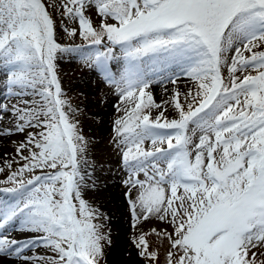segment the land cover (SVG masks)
<instances>
[{
	"label": "snow or ice",
	"instance_id": "obj_1",
	"mask_svg": "<svg viewBox=\"0 0 264 264\" xmlns=\"http://www.w3.org/2000/svg\"><path fill=\"white\" fill-rule=\"evenodd\" d=\"M58 28L87 46L62 45ZM73 53L118 89L114 143L137 255L158 260L155 235L167 264H264V0H0V76L15 101H0V143L23 136L10 140L15 160L0 154L11 185L0 188L11 194L0 199V264H101L112 243L85 199L96 187L89 142L58 74ZM182 76L183 100L177 88L157 103L152 87ZM152 220L166 227L145 232Z\"/></svg>",
	"mask_w": 264,
	"mask_h": 264
},
{
	"label": "rangeland",
	"instance_id": "obj_2",
	"mask_svg": "<svg viewBox=\"0 0 264 264\" xmlns=\"http://www.w3.org/2000/svg\"><path fill=\"white\" fill-rule=\"evenodd\" d=\"M69 26L71 27L73 25ZM57 34L59 37H62L59 40L62 45L74 44L87 46L88 42L80 38L69 40L59 28L57 29ZM94 50L91 49V51ZM117 56H119V53H117ZM122 63V60L113 61L111 65L116 70L118 65ZM176 71L179 70L176 69ZM58 74L66 97L70 99L73 107H79L78 126L89 142L88 150L85 154L89 165L86 170L91 175L96 187L85 192V199L104 214L102 221L104 225L103 230L110 235L112 241L111 244L105 243V255L101 264H167L168 244L166 241H161L155 235H148L147 240L150 245V250L158 251L159 253L157 261L150 262L141 259L137 255V249L134 247V240L140 233L132 227L129 204L123 194L124 185L122 180L127 178V173L123 167L120 152L116 149L114 143L115 133L113 122L123 115L116 107L121 104L120 99H118V89L112 84L104 82L102 76L94 68L86 66L83 60L75 53L71 56H66L60 63ZM250 74L255 75V70H250ZM2 81L3 77L0 76V101L9 104L14 103V100H6L7 93ZM178 84L180 86V90H178L181 92V99L183 100V94L191 87V82L188 79H184L179 81ZM167 89V93H163L162 90L160 91L163 94L160 99L158 96L153 95L154 98L156 97L155 100L157 103H160L161 99L168 100L171 98V94L169 93H172L174 90H171V88ZM105 111L108 113L112 112V117L109 118ZM157 111L155 108L152 109L153 116L157 114ZM166 115L171 119L175 118L176 114L169 108ZM4 120L7 121L8 117H5ZM22 139V135H17L4 139L0 143V151L12 154L7 158L9 162L16 159L14 155L15 145L10 143V140ZM145 147H150V144L146 142ZM24 154L27 155V152ZM20 163H23V161L13 163L12 170H16ZM4 166V161L0 160V167ZM36 174H39V172ZM25 178L27 179L28 177L26 176ZM140 178L143 179L142 174ZM0 179H4L3 174H0ZM9 186L11 185L0 184V188ZM134 195L135 190H133ZM10 198L11 194L0 192V199ZM115 198L117 200H114ZM117 203L120 204L119 210L121 211L114 215L112 210ZM152 227L159 229L166 227V224L152 220L143 225V230L148 232ZM37 251L40 255H51L43 249H37ZM260 259H264V257L258 255L257 260L259 261Z\"/></svg>",
	"mask_w": 264,
	"mask_h": 264
},
{
	"label": "bare ground",
	"instance_id": "obj_3",
	"mask_svg": "<svg viewBox=\"0 0 264 264\" xmlns=\"http://www.w3.org/2000/svg\"><path fill=\"white\" fill-rule=\"evenodd\" d=\"M178 72V71H177ZM100 78V77H99ZM184 79H188L187 77H185V76H182L180 79H179V81H182V80H184ZM179 81H178V83H179ZM189 81V80H188ZM93 84V83H92ZM97 84V83H96ZM99 84V83H98ZM182 84V83H181ZM100 85V84H99ZM102 85V84H101ZM186 86V85H185ZM162 87H166V88H171V90H176L177 88L180 90V86H179V84H177L176 86H173L172 84H170V83H165V85H163V86H157V85H154L153 87H152V89H151V91H152V94L153 95H155V96H158L159 97V99L161 98V96L163 95V94H161L160 93V91L162 90ZM84 88V87H83ZM186 88V87H185ZM93 90V89H92ZM184 91V90H183ZM169 94H171V93H169ZM156 98V97H155ZM164 100V99H163ZM161 101H162V99H161ZM161 103V102H160ZM105 113H106V115H108V117L110 118V117H112L111 115H112V112H106L105 111ZM113 119V118H112ZM3 150V149H2ZM0 154H3V151H0ZM93 180V179H92ZM105 186V185H104ZM108 187V186H107ZM108 193V192H107ZM107 199V198H106ZM114 200H117L116 198L114 199ZM116 206H114V208H113V210H112V212H113V214L115 215L116 213H118V212H120L121 210H119V208H120V204L119 203H117V204H115ZM13 235H15V233H13ZM17 264H18V262H17Z\"/></svg>",
	"mask_w": 264,
	"mask_h": 264
}]
</instances>
